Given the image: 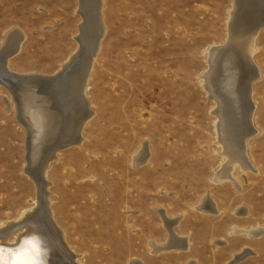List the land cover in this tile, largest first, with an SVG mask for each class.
<instances>
[{
    "label": "rangeland",
    "instance_id": "1",
    "mask_svg": "<svg viewBox=\"0 0 264 264\" xmlns=\"http://www.w3.org/2000/svg\"><path fill=\"white\" fill-rule=\"evenodd\" d=\"M102 3L105 34L84 89L93 114L81 129L82 143L57 151L46 170L52 218L68 248L78 253V264H226L248 246L256 254L237 264H264V236L231 232L264 226V27L253 56L260 70L252 85L257 131L246 143L255 169L234 166L237 189L230 180L214 182L224 158L215 102L201 84L211 47L228 41L234 0ZM80 7L81 0H0V47L11 31L24 34L8 68L46 76L60 71L80 48ZM146 142L150 156L134 167ZM26 158V128L0 84V226L36 205ZM205 194L217 213L196 208ZM157 209L181 215L175 230L187 236V250L151 253L149 240L167 238Z\"/></svg>",
    "mask_w": 264,
    "mask_h": 264
},
{
    "label": "bare ground",
    "instance_id": "2",
    "mask_svg": "<svg viewBox=\"0 0 264 264\" xmlns=\"http://www.w3.org/2000/svg\"><path fill=\"white\" fill-rule=\"evenodd\" d=\"M102 1L81 0L84 21L78 37L80 48L55 75L18 74L8 68L9 58L20 49L23 33L11 31L0 47V84L12 94L17 118L24 120L20 122L27 131V163L32 165L30 172L28 166L25 171L37 184L36 205L18 220L0 226V264H78V254L68 248L63 231L52 218L51 181L46 178V170L58 159L57 151L82 143L81 129L93 114L84 89L105 34ZM229 21L228 41L211 47L201 84L215 102L212 113L216 116V143L224 158L214 182L230 180L239 188L232 174L234 166L255 169L246 143L257 131L253 126L252 85L260 70L253 56L256 37L264 27V0H234ZM62 145L65 147L60 148ZM215 209L209 208L217 212ZM234 232L260 237L264 236V226L235 228ZM13 234L16 239L10 241ZM151 251H160L153 242ZM238 256L229 264L239 262L243 255Z\"/></svg>",
    "mask_w": 264,
    "mask_h": 264
},
{
    "label": "crops",
    "instance_id": "3",
    "mask_svg": "<svg viewBox=\"0 0 264 264\" xmlns=\"http://www.w3.org/2000/svg\"><path fill=\"white\" fill-rule=\"evenodd\" d=\"M146 145H145V147H146V149H147V151H148V154H145V151H146V149H145V151H142V149H143V146H142V148H141V150H139L136 154H135V156H134V158L135 157H137L140 153V155L136 158V159H134L133 158V165H134V167H138V166H141L142 164H144L147 160H148V158H149V156H150V151H149V147H148V143L146 142L145 143ZM79 145V144H78ZM142 151V152H141ZM137 155V156H136ZM57 156H58V154H57ZM58 160V159H57ZM135 160V161H134ZM137 160H139V161H137ZM220 166H221V164H220ZM220 166H219V168H220ZM219 168L217 169V170H219ZM217 170H215V173H216V171ZM215 173L213 174V177H214V175H215ZM234 177V176H233ZM213 179V178H212ZM211 179V180H212ZM213 182V181H212ZM231 182V181H230ZM232 184H233V182H231ZM234 185V184H233ZM235 186V185H234ZM235 188H237L236 186H235ZM238 189V188H237ZM209 198V199H208ZM201 207H203V208H201ZM214 207H216V211H218L217 210V204H216V202L209 196V194H205L203 197H202V199H201V202L196 206V208L197 209H200V210H203V211H208V212H210V213H217V212H213V211H210L209 210V208H214ZM246 209H244V208H238V210H237V213L238 214H244L243 212L245 211ZM157 211H158V213H159V215H160V217H161V220H162V223H163V225H164V227H165V229L167 230V238L163 241V242H161V243H156L155 241H153V240H149V242H150V244H151V242H153L154 244H155V246L157 247V249L158 250H160V251H165V250H180V251H184V250H187L188 249V247H189V241H188V238H187V236H185V235H181V234H178L177 232H176V230H175V226L179 223V221H180V218H181V215H178V216H174V217H171V216H168L167 215V213H166V211L165 210H163V209H157ZM167 216V217H166ZM163 217H165L166 219H167V221H169V222H165L164 221V218ZM56 219V218H55ZM57 222V221H56ZM177 222V223H176ZM170 223V224H169ZM172 224V225H171ZM57 225H58V223H57ZM59 227V226H58ZM255 226H249V227H240V226H236V227H233L232 228V233L233 234H236L235 232H234V230H235V228H245V229H251V228H254ZM257 227V226H256ZM60 228V227H59ZM61 229V228H60ZM62 230V229H61ZM63 231V230H62ZM243 235H245V236H247V237H254V236H249L248 234H245V233H243ZM173 238V239H172ZM255 238V237H254ZM169 239V240H168ZM148 242V243H149ZM173 242V243H172ZM217 243H219V244H224L225 243V241L224 240H217L216 241ZM174 244V245H173ZM177 244V245H176ZM179 245V246H178ZM162 246H163V248H162ZM182 246V247H181ZM178 247V248H177ZM161 248V249H160ZM254 250L252 249V248H250V247H248V246H244L239 252H235L234 254H233V256H232V258L226 263V264H228L231 260H233V259H236V257L237 258H239V256L238 255H243V257H241V260L240 261H242V260H244V259H246L247 257H249V256H253V255H255L256 253H255V251L253 252ZM157 252H159V251H157ZM152 253V252H151ZM255 253V254H254ZM78 254V253H77ZM133 260H135V259H133ZM239 261V262H240ZM137 262L138 263H141L140 261H138V260H136L135 261V264H137ZM239 262H237V263H239ZM236 263V264H237ZM141 264H143V263H141ZM186 264H196V262L194 261V260H189Z\"/></svg>",
    "mask_w": 264,
    "mask_h": 264
},
{
    "label": "water",
    "instance_id": "4",
    "mask_svg": "<svg viewBox=\"0 0 264 264\" xmlns=\"http://www.w3.org/2000/svg\"><path fill=\"white\" fill-rule=\"evenodd\" d=\"M1 83V82H0ZM20 121H22L23 120V118H21V117H19L18 118ZM24 121V120H23ZM23 123V122H22ZM26 123V122H25ZM65 146L64 145H62V146H60V148H64ZM27 159V161L29 162L30 161V159L29 158H26ZM32 169V165H30V166H28L27 167V171H29L30 172V170Z\"/></svg>",
    "mask_w": 264,
    "mask_h": 264
}]
</instances>
